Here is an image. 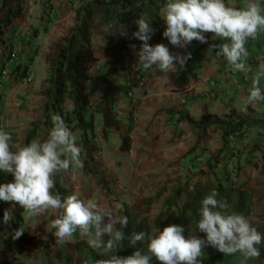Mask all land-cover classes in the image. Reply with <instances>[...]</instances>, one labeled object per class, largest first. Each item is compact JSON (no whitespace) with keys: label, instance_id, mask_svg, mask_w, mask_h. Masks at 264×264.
Listing matches in <instances>:
<instances>
[{"label":"crops","instance_id":"crops-1","mask_svg":"<svg viewBox=\"0 0 264 264\" xmlns=\"http://www.w3.org/2000/svg\"><path fill=\"white\" fill-rule=\"evenodd\" d=\"M86 1L91 0H26L21 17L6 31L5 50H11L12 60L2 72L1 63L5 58L0 61V122L3 118L6 131L18 146H25L34 126L43 120L46 102L43 91L49 86L53 49L70 34L76 24L77 11ZM244 2L228 0L230 6L237 8L243 7ZM165 30L163 20L158 44L167 46L173 55L190 53V59L183 67L177 64V69L169 73L155 66L147 71L135 68L136 53L143 43L137 40L135 48L125 56L126 70L117 75L118 84L123 87L117 101L121 128L109 127L105 138L103 117L94 114L95 133L103 144V155L92 159V170L85 164L83 131H73L76 143L82 148L84 167L58 173L56 184L62 185L69 194L79 192L83 200H94L113 217L125 216L124 206H127L136 218L153 222L177 190H184L178 201L182 206L188 193L197 186L217 185L219 179L250 195L253 213L246 218L264 233V137H261L264 129L249 128L225 141L220 130L214 131V126L201 137L198 128L180 119V113H187L194 121L202 123L205 116L224 117L234 110L243 117L264 121V103L247 102L257 70L264 64V31L246 44L250 70L233 72L226 58L217 55L218 46L227 41L213 39V33L208 43L194 40L186 49H181L163 36ZM120 35L117 24H106L97 17L93 29L97 61L90 67L84 82L91 100L90 113L103 95L111 59L105 46L112 40L117 41ZM28 63H32L30 76L16 80L13 75L16 66ZM142 79H146L144 84H140ZM131 83L136 104L127 94ZM259 86L264 89V75L260 77ZM67 108H73L70 101ZM51 129L42 126L34 140L44 142ZM125 135L132 142L128 152L121 150ZM232 154H237L240 167L234 179L225 167ZM216 156L220 157L214 160ZM8 175L0 172V184L7 182ZM117 204L123 208H117ZM9 210L13 218L6 230L0 232V264H97L92 250L98 254L102 250L89 246L90 236L78 231L65 244L57 243L51 223L59 217L60 211L29 218L18 204L12 203ZM107 220L105 216V222ZM21 227L23 234L15 238V232ZM114 227L120 230L123 226L117 223ZM92 231L94 234V229ZM258 247L259 257L246 259L239 253L235 256L236 264H264V243Z\"/></svg>","mask_w":264,"mask_h":264},{"label":"clouds","instance_id":"clouds-1","mask_svg":"<svg viewBox=\"0 0 264 264\" xmlns=\"http://www.w3.org/2000/svg\"><path fill=\"white\" fill-rule=\"evenodd\" d=\"M160 16L166 24L163 36L173 46L186 49L194 40L207 43L206 33H214L213 39L227 41L218 46L217 55L226 58L233 72H247L250 69L246 44L264 31V0H245L240 8L230 6L228 0H165ZM135 24L138 31L133 36L143 42L136 53L135 68L147 71L155 66L161 72L169 73L177 69V64L183 67L190 59V53L173 55L164 44H149L154 29L147 13L141 14ZM121 34L126 35V32ZM262 75L264 64L257 70L248 103L264 101V89L259 86ZM52 120L54 126L44 142L33 140L23 147L13 143L10 133L0 128V172L14 178L12 182L0 184V201L18 204L29 218L48 211H60L59 217L51 223L58 244L70 241L78 231L90 236V247L101 249L106 256L112 253L97 264H153L154 260L159 264H202L201 257L208 246L226 255L239 252L246 259L260 256L258 246L264 243V233L243 214L229 212L228 203L217 199L219 193L216 190L201 200L198 209L197 227L199 232L206 234L205 238L186 236L184 226L172 224L163 231L155 229V234L133 233L131 244L139 242L143 247L130 256H118L114 250L120 248L126 234L114 226L119 223L126 227L128 217H113L94 200L81 199L77 191L62 196L56 190V175L83 168L84 162L75 133L61 115H53ZM116 207L122 209L123 205ZM12 218L11 211L6 210L2 222L8 224ZM22 234L21 227L15 232V238ZM106 236L107 240L104 239Z\"/></svg>","mask_w":264,"mask_h":264},{"label":"trees","instance_id":"trees-1","mask_svg":"<svg viewBox=\"0 0 264 264\" xmlns=\"http://www.w3.org/2000/svg\"><path fill=\"white\" fill-rule=\"evenodd\" d=\"M25 1L0 0V61L5 58L1 63V72L12 60L11 50H5L6 31L21 17ZM164 2L165 0H91L81 5L77 11V20L74 28L53 49L54 53L49 62V77L47 81L49 86L43 91V95L46 97L43 120L34 126L33 131L25 140V146L35 139L37 131L42 126L53 128L52 116L59 114L72 131H83V146L87 153L85 164L92 170L90 162L93 159L96 148L92 143L96 137L94 114L98 113L103 117L105 138L108 137L107 129L109 127L121 128V120L117 112V101L123 87L118 84L117 75L126 70L125 56L135 42L139 40L133 36V33L138 31L135 21L144 13L151 17L154 33L149 44L152 46L157 45L161 40L160 32L163 28L160 9L163 7ZM99 16L106 24H117L120 33L126 32V35L121 34L117 41L112 40L105 46V51L111 55V59L104 81L103 95L101 101L90 113L91 100L86 92L84 82L88 78L90 67L97 61L93 48V29ZM212 34L208 33L207 43ZM31 65L32 63L17 65L13 73L14 78L16 80L27 79L31 73ZM67 101L72 103V110L67 108ZM180 119L188 120L195 128H198L201 131V137L207 135V130L210 126H214V131L220 130L225 141L232 136L241 135L249 128L264 129L263 120L243 117L234 110L224 117L205 116L202 123H197L187 113H180ZM131 148V138L127 135L123 136L121 150L128 152ZM219 157H214V160ZM238 159L236 162L237 175L240 170ZM225 167L228 171L227 163ZM13 179V176L9 174L6 183L12 182ZM56 190L62 196L69 195L68 191L59 183L56 184ZM212 190H216L219 193L218 200H225L228 203L229 208L227 210L229 212L234 211L243 214L245 217L252 215L250 195L246 191L233 187L232 184L222 183L219 179L217 185L197 186L193 192L188 193L187 200L182 206H179L178 201L181 199L184 190L179 189L173 197L165 202V209L156 216L153 222L148 218H136L134 213L127 206H124L128 224L120 230L125 232L126 239L122 242L120 248L114 251H117L116 254L118 256H130L137 248L143 247L139 242L137 245L131 244L130 238L133 233L145 231L155 234V229L159 228L163 231L165 227L172 224L184 226L186 236L205 238L206 234L199 232L197 227L199 219L198 209L201 206V200ZM12 203L0 201V232L5 231L7 228V224L2 222L3 215L6 210H9ZM107 239L108 237L106 236L105 240ZM111 254L104 255L102 259L108 258ZM91 255L96 260H101L94 250H92ZM218 256H222V254ZM153 264H159V262L154 260Z\"/></svg>","mask_w":264,"mask_h":264},{"label":"built area","instance_id":"built-area-1","mask_svg":"<svg viewBox=\"0 0 264 264\" xmlns=\"http://www.w3.org/2000/svg\"><path fill=\"white\" fill-rule=\"evenodd\" d=\"M219 56H222V55H219ZM8 64L6 65L4 70L8 68ZM30 71H31V66H30ZM145 82H146V79H142V81H140V84H144ZM132 86H133L132 83L129 84V90H128L127 94L130 97V99L132 100V102L134 104H136V99H135V96H134V93H133ZM0 96H1V92H0ZM262 102L264 103V101H262ZM0 128H3L4 130H7L3 118H2V121L0 122ZM93 142H94V146L96 147L95 151H94V154H93V158L97 159V158H99V157H101L103 155V144H102L101 140H99V138H97V137L94 138ZM85 157H87V153H86ZM237 159H238L237 154H234L229 159V161L227 162V169H228L229 176L231 178H233V179L237 177V167H236ZM198 161L201 162V159H199Z\"/></svg>","mask_w":264,"mask_h":264},{"label":"rangeland","instance_id":"rangeland-1","mask_svg":"<svg viewBox=\"0 0 264 264\" xmlns=\"http://www.w3.org/2000/svg\"><path fill=\"white\" fill-rule=\"evenodd\" d=\"M261 137H264V130L263 134H261ZM174 211L176 210L174 209ZM211 248V246H208L204 249V255L201 257L202 264H236L235 256L239 254V252L231 255H226L221 252H212L213 250ZM219 254H222V256L217 257V255ZM98 256L102 259L104 256L103 252L98 254Z\"/></svg>","mask_w":264,"mask_h":264}]
</instances>
